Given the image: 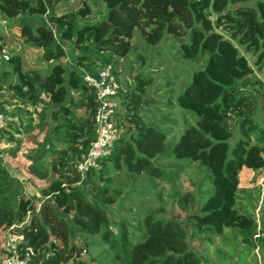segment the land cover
<instances>
[{
	"label": "trees",
	"instance_id": "obj_1",
	"mask_svg": "<svg viewBox=\"0 0 264 264\" xmlns=\"http://www.w3.org/2000/svg\"><path fill=\"white\" fill-rule=\"evenodd\" d=\"M19 15L44 16L59 33L45 23L21 24L11 40L0 33V103L25 111L6 123L8 157L20 156L18 165L0 162V260L15 237L19 256L34 251L32 264H224L230 255L264 264V203L262 225L254 216L264 173V0H0L1 22ZM135 31L153 48L178 38L177 54L197 64L176 98L178 134L170 114H146L158 102L148 94L151 78L120 80ZM137 59L142 68L146 57ZM107 65L118 83V135L81 174L76 165L94 139L99 104L83 74ZM245 170L256 174L241 187ZM182 175L191 186L183 194ZM160 184L171 204L191 210L182 221L170 215ZM136 197L142 201L126 206ZM226 229L239 240L236 253L215 247L210 260ZM188 240L205 248L198 253ZM254 250L260 260L252 253L246 263Z\"/></svg>",
	"mask_w": 264,
	"mask_h": 264
},
{
	"label": "rangeland",
	"instance_id": "obj_2",
	"mask_svg": "<svg viewBox=\"0 0 264 264\" xmlns=\"http://www.w3.org/2000/svg\"><path fill=\"white\" fill-rule=\"evenodd\" d=\"M22 16L21 18H25L28 17L26 15H19ZM39 19L41 16L36 15ZM35 24H39V21ZM4 32L6 33V35L8 36V39H15L18 36V30H17V25L16 24H10L7 27L1 25L0 23V33ZM16 40L12 41L15 42ZM180 42V40H178V38H174L173 36H169L167 39L165 40H161L156 46L155 48L153 47H147L144 42L142 41V39L140 38V36L137 34V32L135 31L134 33V37L131 40L132 45L134 46V49L131 50L127 56L125 58H122L119 62V66L117 67L118 69V75L120 77L121 81H125L127 80V82H130V78L133 74H136L138 72H141L142 74H144V76L151 78L152 83L150 85V87L148 88V94L150 95V97H154L158 100V102H150L149 106L151 107L150 112H146L147 116L149 119H152V116L154 114V116H161L163 113L166 114H170L169 115V119L172 120V122H175V125H173V123L168 124L170 127H174L173 130L175 131V133H178L183 129V120H182V111L176 106V98L178 93L182 90V86L184 85V83L187 81L188 76L190 75V73L192 72V70L197 68V64L186 60L184 58H182L180 55L177 54V46L178 43ZM8 47H10V44H8ZM64 47L66 48L67 52H68V56L70 57L71 55V46L68 43H64ZM6 55H10V51L9 48H6L5 51ZM139 55H144L146 57L147 60H145L143 62V67L139 68L140 65V61L139 59H137V57ZM131 68V69H130ZM130 77V78H129ZM117 99V98H116ZM168 101L169 105H166V102ZM8 106V107H6ZM174 106V107H172ZM24 109L21 107H16L13 105H8L5 104L3 105L2 103H0V113L5 117L9 118L8 121L11 122V125H15L16 123L20 122L21 119H24ZM120 113V112H119ZM122 114V113H120ZM257 117L259 120L260 125L263 124V122L261 121V113L260 110H257ZM147 116H145V114L143 113V117L147 120ZM186 118L191 121V117L186 116ZM6 123L7 120L4 119V124L3 126L0 128V162H9L10 164L13 165H18L16 164L17 162V158H19L18 156H20L19 154H17V157H8V149L13 145L12 143H9L6 137L7 134V130L12 131V128H8L6 129ZM13 132V131H12ZM177 133V134H178ZM22 150V149H21ZM23 151L25 152V146ZM23 167L20 168V170L22 172H24L26 169V165H22ZM19 167V166H18ZM193 167H191L190 170H194L192 169ZM25 173V172H24ZM252 172H249L247 170L243 171L241 173V181H240V186L241 185H247L253 177ZM256 174V173H255ZM254 174V175H255ZM182 180H183V189H182V194L185 191L190 190L191 186L190 183H188L187 177L186 175H182L181 176ZM31 181L33 180L32 178L30 179ZM33 185L38 186V184H40V182L37 181H33ZM41 184H43V182H41ZM162 185V184H160ZM259 183L257 184L258 187ZM31 187V186H30ZM28 187L25 191L30 195L32 189ZM161 187V186H160ZM242 187V186H241ZM245 187V186H243ZM161 189L163 190V198H164V202L167 204V207L169 208V213L171 216L178 218L180 221H182L185 217L188 216V214L191 212H184L182 211L180 208H178L176 205L171 204L169 201V198L167 197L166 191L168 190V186L166 185H162ZM257 191V189L255 190ZM255 191H252V197H256L257 193ZM244 193H248L247 191L241 192L240 195H242V199L244 198ZM255 194V196H254ZM35 197L32 195V198H39V193L35 192L34 193ZM263 200H262V204L264 203V195L262 196ZM149 196L145 197V202L146 200H148ZM257 198L254 200L256 203ZM142 201V198L140 197H136L135 199L132 198V200L126 204H138ZM149 201V200H148ZM169 202V203H168ZM151 204H155L150 200ZM122 213H124L125 211L123 209H121ZM109 214L112 217H116L117 216V212L116 210L110 211V209L108 210ZM232 215L230 214L228 217V220L234 221V222H238V220H234V218L232 219ZM234 217V216H233ZM259 223L262 225V217L259 221ZM72 228V227H71ZM224 236H227V240L228 242H226L224 240ZM73 239L75 241H78V239H76L74 236H72ZM236 241L233 240V236L231 235V233L229 232V229H226L225 232L222 235H218L217 237L214 238V248H211L212 250L209 251V259L212 258V260H216V248H218V253H225L226 256L229 255L230 253H232V255L235 252L231 251L233 250L232 248H234V244ZM239 243V240H237L236 244ZM188 244L190 246V248L196 252H200V250H203V248H205L206 244H203L200 248V244L198 241H192V240H188ZM216 247V248H215ZM239 247H241V244H239ZM238 247V250H239ZM237 247H235L236 250ZM202 252V251H201ZM239 253V251H238ZM252 253L255 254L256 256H260V253L258 250H254L253 252H250L248 254L249 257H246L245 262L249 263L251 262L252 259ZM259 254V255H258ZM238 255V254H237ZM239 256V255H238ZM227 259V258H226ZM211 260V259H210ZM237 257L231 256L229 257V259H227V261H225L224 264H236L237 263ZM217 263V262H216ZM219 264V263H218ZM238 264V263H237Z\"/></svg>",
	"mask_w": 264,
	"mask_h": 264
},
{
	"label": "built area",
	"instance_id": "obj_3",
	"mask_svg": "<svg viewBox=\"0 0 264 264\" xmlns=\"http://www.w3.org/2000/svg\"><path fill=\"white\" fill-rule=\"evenodd\" d=\"M5 53L2 54L3 59H7ZM85 81H87L95 90L96 99L98 101V107L94 115V121L96 123V132L94 139L91 141L89 149L84 159L77 163V170L83 174L89 167H96L97 160L110 151L113 142L118 135V127L114 122L113 115L118 108V102L116 99V92L118 90V83L114 76V73L110 65L104 66L91 74L85 72L83 74ZM4 119L9 118L3 116L0 113V128L4 124ZM261 187L260 198L255 203L254 216L259 223L261 219V205L262 196L264 194V173L258 180ZM259 234H255L257 237ZM15 237L8 238V248L11 252L10 256L1 259L0 264H32L30 263V257L34 254V251L30 250L25 252L22 256H19L15 251L13 241Z\"/></svg>",
	"mask_w": 264,
	"mask_h": 264
},
{
	"label": "crops",
	"instance_id": "obj_4",
	"mask_svg": "<svg viewBox=\"0 0 264 264\" xmlns=\"http://www.w3.org/2000/svg\"><path fill=\"white\" fill-rule=\"evenodd\" d=\"M22 16H17L14 19L10 20V21H0L1 25L7 27L10 24H16L17 26L21 25V24H29V25H34L35 23H37L39 21V24H47L46 19L44 16H41L39 19L36 15L33 16H28L25 18H21ZM49 27L53 28L55 31V34L58 35L59 33V27H55L53 25L47 24ZM61 41V40H60ZM258 260H260V256L257 257Z\"/></svg>",
	"mask_w": 264,
	"mask_h": 264
},
{
	"label": "water",
	"instance_id": "obj_5",
	"mask_svg": "<svg viewBox=\"0 0 264 264\" xmlns=\"http://www.w3.org/2000/svg\"><path fill=\"white\" fill-rule=\"evenodd\" d=\"M96 45H99V43H96Z\"/></svg>",
	"mask_w": 264,
	"mask_h": 264
}]
</instances>
